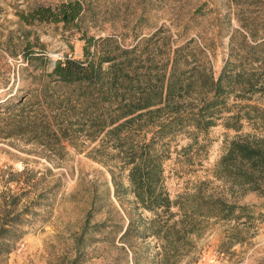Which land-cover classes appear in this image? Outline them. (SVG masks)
Segmentation results:
<instances>
[{"label": "trees", "instance_id": "obj_1", "mask_svg": "<svg viewBox=\"0 0 264 264\" xmlns=\"http://www.w3.org/2000/svg\"><path fill=\"white\" fill-rule=\"evenodd\" d=\"M230 1L239 26L229 34L220 71L194 39L170 46L161 56L153 37L124 44L83 32L81 57L65 56L53 64L44 48H27L25 57L42 64L35 74L38 87L15 103L0 105V114L14 117V133L30 135L55 153L63 154L66 142L76 147L78 135L94 144L88 153L109 166L115 196L120 200L131 194L138 207L155 215L129 218L124 238L141 221L140 235L157 237L167 262L191 245V235L201 234L206 220L235 219L237 210L246 208L207 192L202 187L207 181L173 199L164 183L173 142L188 138L181 151L194 163L208 155L210 131L218 121L236 132L250 126L251 132L226 140L213 173L232 194H264V0ZM86 8V0L37 2L20 18L62 22L80 31ZM28 211L34 218L16 214L3 219L0 253L11 252L28 233L24 225H33L37 214ZM96 227L101 231L100 224Z\"/></svg>", "mask_w": 264, "mask_h": 264}, {"label": "rangeland", "instance_id": "obj_2", "mask_svg": "<svg viewBox=\"0 0 264 264\" xmlns=\"http://www.w3.org/2000/svg\"><path fill=\"white\" fill-rule=\"evenodd\" d=\"M37 2L59 0H0V105L15 103L38 87L35 74L42 64L25 57L27 48H44L52 61L81 57L85 44L81 35L86 32L124 44L153 37L151 44L162 56L170 46L194 39L220 71L229 34L239 26L230 0H86L80 31L62 22L22 21L20 12ZM14 126L13 116L0 114V224L16 214L34 218L25 213L27 208L37 214L33 225H24L28 233L13 250L0 253V264H264V194H232L213 173L226 140L251 132L250 126L236 132L218 121L210 131L208 155L194 163L181 151L189 139L173 142L164 182L173 199L195 192L201 181H207L202 186L207 192L246 208L238 209L235 219L206 220L202 233L191 235V245L168 262L162 259L157 237L140 235L141 221L124 238L129 218L149 220L155 215L138 207L131 194L120 200L115 196L109 166L88 153L94 144L78 135L76 147L66 142V150L59 154L30 135L14 133ZM173 210L179 219V211Z\"/></svg>", "mask_w": 264, "mask_h": 264}, {"label": "water", "instance_id": "obj_3", "mask_svg": "<svg viewBox=\"0 0 264 264\" xmlns=\"http://www.w3.org/2000/svg\"><path fill=\"white\" fill-rule=\"evenodd\" d=\"M53 64H55V61H53Z\"/></svg>", "mask_w": 264, "mask_h": 264}]
</instances>
